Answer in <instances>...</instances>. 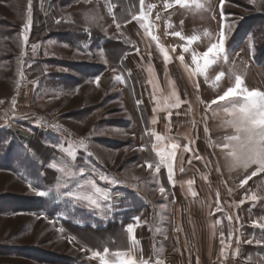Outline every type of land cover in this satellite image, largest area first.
<instances>
[{"label": "rangeland", "instance_id": "rangeland-1", "mask_svg": "<svg viewBox=\"0 0 264 264\" xmlns=\"http://www.w3.org/2000/svg\"><path fill=\"white\" fill-rule=\"evenodd\" d=\"M198 2L204 8H195L191 0L187 8L177 5L175 0H145L144 10L148 14L145 23L152 25L149 38L158 46L167 44L183 52L187 39L181 40L172 34L179 31L185 38L197 35L194 44L203 52L210 42L204 33H211V42H215L220 23L227 25L235 20L236 26L227 42L228 59H221L212 66L208 79L204 76L189 79L188 73L179 69L181 63L169 62L171 68L165 70L166 64L143 34L137 36L141 44V49L137 50L135 38L129 33L132 38L124 37L122 27H116L119 7L110 0H31L26 45L21 33L29 19V0H0V101H3L0 104V142L11 141L10 148L7 144L0 146V264H100L98 259L91 258L92 251L103 254V250L92 245H97L99 238L84 233L85 228H112L111 233L118 232L121 226L124 228L134 222V217H140L141 225L149 224L150 228L157 208L166 217L167 229L169 219L176 214V204L171 201L162 171L158 174L159 181H154L147 168L146 160L155 157L151 145L144 151L138 150L145 143L147 133L152 131L151 117L156 118L159 134L185 137L187 133V137H200L202 141L206 161L212 165L215 178L205 195H219L220 211L216 200L212 204L216 213L222 214L220 232L231 245L224 264L231 260L239 264L240 260L230 254L237 248V236L241 238L238 247L244 254L258 247L264 254V246L243 242L262 234L252 225L264 217V174L252 177L241 187V180L250 175L255 166L247 170L230 169L227 153L214 144L224 142L223 138L234 135V130L226 125L222 127L221 119L211 118L210 112L206 122L202 119L204 102L222 94L234 83L235 75H240L249 89L264 91V0L254 3L252 0H225L223 21L220 0ZM148 5L152 6L150 11ZM152 34L158 39L153 40ZM121 37L125 39L122 46L115 41ZM33 45H37L35 50ZM189 49L194 51L192 47ZM128 54L129 63L141 78L142 94L129 70ZM170 72L178 75L182 89L191 91L189 95H193L197 103L193 112L156 109L160 102L156 101L153 77L163 80ZM220 72L225 75L217 84L215 76ZM116 75L124 82L114 81ZM96 77L100 78L99 87L94 82ZM33 81H38V86ZM137 101H141L139 106ZM171 112L173 122L167 126L166 116ZM186 118L189 125L184 123ZM205 124L208 132H205ZM80 139L86 140L92 155L77 146L74 149L77 158L73 160L66 149ZM51 145L62 146L65 151ZM65 160L71 161L67 173L48 166L50 163L60 165ZM85 165L87 169L81 173ZM92 169H95L94 174ZM101 173L116 178L118 183L100 181ZM58 178L73 187L89 179L95 180L97 186L108 191L111 199L102 203L113 204V211L107 218H101L82 204H77L75 209L67 206L55 198L54 193L38 197L29 190V181L34 186L40 185L37 190H46L54 188ZM160 186L166 188V199L158 191ZM252 195L257 196L256 201L250 199ZM193 211L199 212L198 209ZM228 216L233 217L231 224ZM188 224L193 227V221ZM61 228L63 232L58 231ZM230 228L231 241L228 240ZM84 236L91 237L92 244L83 243L80 237ZM69 237L76 239L69 243ZM220 239L221 233L219 247Z\"/></svg>", "mask_w": 264, "mask_h": 264}, {"label": "snow or ice", "instance_id": "snow-or-ice-1", "mask_svg": "<svg viewBox=\"0 0 264 264\" xmlns=\"http://www.w3.org/2000/svg\"><path fill=\"white\" fill-rule=\"evenodd\" d=\"M175 2L181 7H189V0H175ZM252 2L254 3L255 0H252ZM139 4L141 5L140 12L138 15H133L132 19L137 20L140 24V27L143 28L147 33L151 29L152 25L145 23V21L148 19V14L144 10L145 0H139ZM191 4L197 9L204 8V5L200 4L198 0H191ZM147 7L150 11L152 6L148 5ZM165 7H168V5L165 4ZM219 7L221 21H223L226 18L224 12L225 0H220ZM28 11L29 19L23 24V30L21 33L23 43L25 45L29 40L28 33L31 25V0H29ZM56 23H60V20H56ZM235 26V20L227 25L221 22L219 25V31L216 34L215 42H211V33L206 31L204 35L206 37H209L210 42L206 47V50H204L203 52H192L191 67L185 63V57L183 54H181L177 58L183 66L184 70L188 73L189 79H191L193 76H204L205 79H208V70L212 66L216 65L221 59L225 61L228 59L227 42L232 35V31ZM116 27L120 28V24L117 23ZM172 34L179 37L181 40L187 39V44H192L198 40L197 35H192L185 38L179 31ZM152 39L157 40L158 38L153 35ZM65 46L67 47V45ZM32 47L33 50H35L37 45H33ZM160 51L163 53L165 64H167L170 61L168 51H165L163 48H161ZM189 51V47L185 45L183 47V52L188 53ZM85 54L91 55L90 53ZM21 55H23V53ZM28 67L31 68L32 65L29 64ZM20 75H23V73L21 72ZM224 75V72H220L215 76L217 84H219V82L223 79ZM113 80L117 83L124 82L122 77L119 75L114 76ZM94 82L99 87L100 78L96 77ZM33 83H36L38 86V81H33ZM196 87L198 88V85H196ZM173 95L175 96L176 93L174 92ZM185 102L187 101H181L179 97L176 96V102L172 105V107H179L181 103ZM2 103L3 101H0V104ZM140 103L141 101H137V106H139ZM204 103L205 115L202 117V119H204L205 122L209 119L207 114L210 112L212 114L211 118L221 119L222 127L225 125L229 126L235 132L234 135L224 137V142L214 144V147L220 148L221 152L227 153L226 162L228 164V167L230 169L241 168L247 170L255 166L251 174L246 176L245 179L241 180L240 186L243 187L252 177H256L259 174H264V91H261L259 89H249L246 86L244 79L240 75H235L234 83L231 86L227 87V89L224 90L222 94L218 95L215 99ZM12 104H16L15 98H13ZM169 115H171V113H169ZM177 115H179V113H177ZM151 123H156L155 117L152 118ZM55 127H59V125H56ZM205 132H208L207 124H205ZM184 135L187 138V133H185ZM153 138L155 142H152ZM166 140L168 141V143H164ZM193 142L194 141L189 140V143ZM4 144H7L10 148L11 141L7 140L0 142V146H3ZM148 144L151 145V152L155 153V157L153 159L146 160L147 168L151 170L153 180L159 181L160 176L158 174L161 173V169H166L167 181L173 182L174 169L177 167V162L179 171L183 172V153L189 152L191 149L188 147V145H184L183 148H181V145L172 136H165L155 131H149L147 133V139L145 143L142 144L140 149L138 150L144 151ZM51 146L60 147L61 151H65L62 146ZM77 146L83 149V151L86 152L89 156L92 155V153L88 151V143L86 142V140L80 139L78 141L72 142L71 146L66 149L69 156H71L73 160L77 158L76 152L74 151L75 147ZM178 152L180 153V155H178ZM196 159L202 158L200 156H196ZM189 162H191V158L189 159ZM48 166L58 170L61 173H67L69 168L71 167V161L65 160L60 165L56 163H50ZM140 167H143V165H140ZM86 169L87 165L82 167L80 169V172L84 173ZM217 170H219V166ZM91 172L94 174L95 169H92ZM99 180L112 185L118 183L116 178H110L104 173L99 174ZM187 183L191 186L194 181L192 179H189ZM28 187L29 190L38 197H49L54 193L55 198L62 200L67 206H70L73 209H75L77 204H82L87 210H90L95 214H99L101 218H107L114 208V205L111 203H102L111 199L109 193L104 188L97 186L95 180L92 179L87 180L86 183H77L75 187H73L68 185L67 183H64L63 178H58L55 187H47L46 190H37L40 185L34 186L33 182L29 181ZM158 191L162 196L165 197V199L167 198V192L164 186H160L158 188ZM193 195H195V193H193ZM250 199L252 201H256L257 196L252 195ZM240 203L243 204L244 201L242 200ZM217 210L220 211L218 203ZM227 219L229 221V224H231L233 217L228 216ZM133 221L134 222H130L126 226H124V231L128 241L126 250H117L110 253V250L107 247H104L103 254L100 251H92L91 258L98 259L100 261V264H164V261L162 259L153 260L152 257L145 258L143 250L140 247V241L137 239L135 234L137 227L141 226L140 217H134ZM77 223H80V221H77ZM216 223H219V221H217ZM92 226L95 227L94 224ZM252 226L258 227L261 230L262 234L258 237L252 236L249 239L244 240L243 242L246 244H253L254 242L257 246H264V217H260L257 221H254ZM58 231L63 232V229H58ZM236 231L238 232L239 229H236ZM232 236L233 231L230 228L228 232L229 241H231ZM75 239V237H69L68 242L73 243ZM240 242L241 238L240 236H237V248L235 251V254L237 256L239 255L238 245ZM220 245L221 247L219 256L226 259V249L231 245L230 243H226L223 232H221ZM247 259L251 261V254H249ZM257 259L260 261V264H264V258L258 256Z\"/></svg>", "mask_w": 264, "mask_h": 264}, {"label": "crops", "instance_id": "crops-1", "mask_svg": "<svg viewBox=\"0 0 264 264\" xmlns=\"http://www.w3.org/2000/svg\"><path fill=\"white\" fill-rule=\"evenodd\" d=\"M140 9L141 5H139V11L137 15L139 14ZM125 27L128 28L131 36L135 38L137 42V50L141 49V44L137 36L139 34H143L147 42L154 47L158 57H160L163 62L164 59L163 53L160 51L161 48H163L165 51H168L170 56L169 62L171 64L178 65L180 61L177 58L183 54L185 57V63L191 67L192 53H186V55L184 52H179L167 44H163V46H158L156 43L154 44L149 38V32L151 33V31L149 30V32L146 33L145 30L140 27V24L137 22V20L131 19L126 23ZM187 46L189 48L192 47L197 53L202 52L201 49L196 47L194 43L187 44ZM190 50L193 51L192 49ZM129 56V54L126 55V60L128 63ZM169 62L164 66L165 70H169ZM129 66V70L133 74L134 81L140 85L139 87L142 90V94L143 89L141 85V78L134 71L132 65L130 64ZM178 67L183 73L185 72L182 65H178ZM170 73L168 77H166L165 74L163 76L165 79L163 80L156 79L157 76L155 78L153 77V79H155L154 81H156V83L153 85V90L155 93H157L156 101L160 102L156 109L159 111H177L189 109L190 112H193L196 110L197 103L193 95H189L191 91H185L184 88L182 89L178 81V75L175 73ZM159 83H161L162 86L165 85L166 88L160 87ZM174 92L176 93L175 96L173 95ZM176 96H178L181 101L187 102L181 103L179 107H172V105L176 102ZM172 114L173 113L171 112V115L168 117L166 116V120L168 122L166 121L165 124L167 126L169 124L171 125L173 122ZM150 119L152 120V117ZM151 120V130L156 132V127H158V124H152ZM184 121L185 125H189L187 118ZM173 138L181 145V148H183L184 145H188V147L191 149L189 152L183 153V172L179 171L177 162V167L174 169L173 182L167 181V170L161 169L166 186L170 191V193H168L170 194L171 201H174V204H176V207L174 208L176 214H172L167 223L169 226L166 229V217H164L163 213H161V209L157 208L156 215L150 222V228L148 227L149 224L148 226L144 224L141 225L142 227H137L136 229L135 234L137 239L140 241V247L143 250L145 258L152 257L153 260L162 259L164 264H224L225 258L219 256L220 247L218 246V240L221 233L220 219L222 214L220 215V213H216V208L212 204V201L215 200L217 204L219 201V195L218 200L217 195L216 197L212 196L211 193L209 196L205 195L207 187L215 181L212 165L206 161V150L202 145L200 137ZM201 138L203 140V137ZM189 140L194 142L189 143ZM153 142H155L154 138ZM164 143H168V141L166 140ZM178 155H180L179 152ZM196 156H200L202 159H196ZM190 158L191 162H189ZM194 160L199 161L196 163ZM189 179L194 181L191 186L187 183ZM193 193H195V195H193ZM194 209H198L199 212L197 214L194 213L196 212L193 211ZM188 221H193L192 228L189 226ZM217 221H219V223H216ZM144 226H146L147 229ZM238 246H240V244ZM118 250H126V248L124 247ZM113 251L117 250H110V253ZM235 251L236 249H232L230 254H233V256L240 260L239 264H260V261L257 258H253V255L255 254L257 257L259 256L264 258V254H262L259 247L249 250L246 254H244L242 248H239L238 256L235 254ZM228 252L229 249H226L227 258L229 255ZM249 254L252 256L251 261L247 259Z\"/></svg>", "mask_w": 264, "mask_h": 264}, {"label": "trees", "instance_id": "trees-1", "mask_svg": "<svg viewBox=\"0 0 264 264\" xmlns=\"http://www.w3.org/2000/svg\"><path fill=\"white\" fill-rule=\"evenodd\" d=\"M107 1H109V0H107ZM110 1L119 7L118 8L119 11H117V19H118V23L122 27L124 37L127 36L129 38H132V37H130L131 34L129 33V31H127L125 25L128 21H130L132 19L133 15H137V13L139 11V5H140L139 0H110ZM115 41L119 42V44H121V46L124 45V43H125V39L123 40V38L122 39H116ZM144 227H146V226H144ZM111 229L112 228L105 229V230H95L94 228L89 227V228H85L84 229L85 231L82 230V232L84 231V233H87V235L93 236L95 238H99L97 245L91 243L92 242L91 237H89L90 239L86 238V236L80 237V238H81L83 243L92 244V245H94V247L101 249V250H103V248L106 246L110 250H118V249H122L124 247L126 248L128 241H127L123 226H121V229L118 232L116 230L117 233L115 231H112V233H111ZM146 229H147V227H146ZM79 235H80V233H79ZM108 235H109V237H108ZM97 246H99V247H97Z\"/></svg>", "mask_w": 264, "mask_h": 264}, {"label": "built area", "instance_id": "built-area-1", "mask_svg": "<svg viewBox=\"0 0 264 264\" xmlns=\"http://www.w3.org/2000/svg\"><path fill=\"white\" fill-rule=\"evenodd\" d=\"M189 264V263H187ZM228 264H237V262H235L234 260H231Z\"/></svg>", "mask_w": 264, "mask_h": 264}]
</instances>
